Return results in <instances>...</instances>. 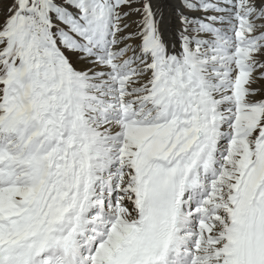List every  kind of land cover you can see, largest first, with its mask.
<instances>
[{
	"label": "snow or ice",
	"instance_id": "snow-or-ice-1",
	"mask_svg": "<svg viewBox=\"0 0 264 264\" xmlns=\"http://www.w3.org/2000/svg\"><path fill=\"white\" fill-rule=\"evenodd\" d=\"M0 264H264V0H0Z\"/></svg>",
	"mask_w": 264,
	"mask_h": 264
},
{
	"label": "bare ground",
	"instance_id": "bare-ground-1",
	"mask_svg": "<svg viewBox=\"0 0 264 264\" xmlns=\"http://www.w3.org/2000/svg\"><path fill=\"white\" fill-rule=\"evenodd\" d=\"M170 2V0H161V4H168ZM170 11V9H165V14L167 16L168 12Z\"/></svg>",
	"mask_w": 264,
	"mask_h": 264
}]
</instances>
